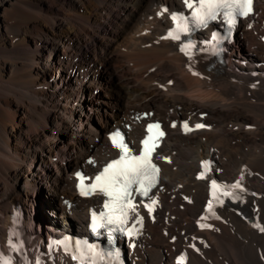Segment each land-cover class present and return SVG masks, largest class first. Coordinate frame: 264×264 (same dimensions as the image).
<instances>
[{"label":"bare ground","instance_id":"1","mask_svg":"<svg viewBox=\"0 0 264 264\" xmlns=\"http://www.w3.org/2000/svg\"><path fill=\"white\" fill-rule=\"evenodd\" d=\"M49 1L0 0V258L79 264L72 253L77 243L92 246L91 217L104 199L81 188L118 157L119 133L138 151L148 141L162 170L153 194L134 200L138 233L119 241L127 264H264V0L239 23L241 37L223 45L225 64L215 55L221 22L181 31L199 0L192 8L185 0ZM185 44L194 47L182 51ZM96 64L117 77L119 99L101 101L114 95L96 92L106 91L91 79ZM169 196L194 207L183 220L165 212L173 227L160 235ZM22 212L42 251L15 225L8 236ZM33 212L58 220L45 217V232ZM77 230L72 245L52 241ZM103 244L85 252L96 264H109Z\"/></svg>","mask_w":264,"mask_h":264},{"label":"snow or ice","instance_id":"2","mask_svg":"<svg viewBox=\"0 0 264 264\" xmlns=\"http://www.w3.org/2000/svg\"><path fill=\"white\" fill-rule=\"evenodd\" d=\"M186 6L192 8V3L189 0H185ZM253 0H199V7L192 13V22L200 27L206 26L208 20H214L217 18V11L220 9H239L241 14L247 15L252 11ZM229 18V23L233 22L232 12L226 13ZM173 20L183 19V17H178L177 15L172 16ZM181 31L188 32L189 29L185 25ZM169 36L173 39H179V35H173L172 32H169ZM194 47L191 44H185L184 48L181 50L184 51L188 48ZM151 127L158 128V125ZM197 127H204V125H197ZM184 128L186 131H189L188 125L185 124ZM160 136H163L164 133L160 132ZM113 144L123 150L124 155L120 157L119 160L114 161L109 164L104 171L95 177V182L91 184L88 190L81 188L82 195H89L91 192L99 188V191L109 197L108 203L105 204L106 208H114L119 206L122 215L113 217L112 215H106L101 213L100 217H93V231H96L98 225L96 223L97 219H103L106 221L107 225L122 224L126 222L127 213L123 211L125 206L131 207V189L132 185L138 184L140 187L137 191H141L143 195L148 194L147 188L144 187V182L148 181L149 185L155 180V174L158 172V169L151 162V152L152 149L148 146V141H145V148L143 154L140 156H131L129 154L128 148L123 144L122 139L119 136V133H116L112 137ZM79 175V174H78ZM200 178H203V173H201ZM83 179V178H81ZM212 187L217 189L218 186L213 181ZM234 188H240V184L237 183L233 185ZM224 195H231L229 192H225ZM155 203V202H153ZM209 211H211L212 205L209 203ZM151 211V208L149 209ZM214 215V213H213ZM105 226V225H99ZM201 227H208L207 225H201ZM259 227V225H257ZM117 229H113L115 231ZM123 231V229H119ZM261 231H264V228H260ZM131 235V232L129 233ZM15 235V233H14ZM10 247L16 248L15 244H12L10 241ZM22 247V245H21ZM64 248L67 251L68 245L64 244ZM84 250L82 251V245L77 243L76 248L72 253V259L78 260L79 264H85V261H90L91 264H96V258L94 256H87L85 252H90L92 246H83ZM118 255V253H117ZM101 264L103 257L100 258ZM0 264H9V261L5 258H0ZM20 264H28L27 260H23ZM39 264V261L36 262Z\"/></svg>","mask_w":264,"mask_h":264},{"label":"rangeland","instance_id":"3","mask_svg":"<svg viewBox=\"0 0 264 264\" xmlns=\"http://www.w3.org/2000/svg\"><path fill=\"white\" fill-rule=\"evenodd\" d=\"M49 1V0H48ZM58 3V1H56V0H52V1H49V3H51L50 5H52V4H54V5H56L57 3ZM52 18V17H51ZM241 36L238 34V33H236V39H238V38H240ZM59 54H57V55H55V59L56 60H58L59 59ZM91 72H93V71H95L97 74H98V76H96V77H91V79L92 80H94V81H96V82H98V84H99V82H101V85L104 87V89H106V91H104V90H102V91H100V90H98V91H96V92H101V94L103 93H108V94H113L114 95V97H111V99L110 98H108V97H105V95H102L103 96V98H101V101L102 102H104V101H110V100H113V98L114 99H119L120 97L117 95L118 94V92L119 91H121V89H120V87L118 86V84H117V77L114 75V74H112L109 70H107V68L105 67V66H103V65H100V64H96L95 66H91ZM224 69H231V64L228 62V66L226 65V66H224ZM99 72V73H98ZM100 76V77H99ZM112 81V82H111ZM113 83V84H112ZM118 86V87H117ZM114 90V91H113ZM116 90V91H115ZM89 106V105H88ZM101 106H104L105 108H106V105L105 104H102ZM148 109V108H147ZM121 111V110H120ZM120 111H118V113L120 112ZM166 111V109H164L163 110V112L162 113H164ZM202 112H204V113H208L207 111H202ZM155 119H159V118H154V120ZM159 120H161V119H159ZM162 121V120H161ZM207 123H208V121H206ZM163 123H165L164 121H163ZM165 125V124H164ZM114 129H112L111 131H113ZM110 131V132H111ZM67 136L68 135H66L65 133H63V136H61V140L62 139H65V138H67ZM124 138V137H123ZM124 140H126L127 141V143L129 142L128 141V139L127 138H124ZM169 162L170 163V159H167L166 160V162ZM79 168H82V170H83V172H85V173H87L86 172V167L85 166H79L78 167V169ZM161 168V167H160ZM175 172H178V167H176L175 168ZM161 173H162V170H161ZM218 176V175H217ZM216 176V177H217ZM218 179H221V180H223V181H227V182H235L234 180H231V179H226V178H220L219 176L217 177ZM238 182V181H237ZM36 196H38V198H42V194H37ZM41 196V197H40ZM173 197V198H172ZM169 198V199H168ZM172 198V199H171ZM178 197H174V196H169V197H167V199H166V201H165V204H164V207H163V211L160 213L161 214V220L159 221V225H156L155 226V231L157 232V234H160V235H162V233L163 234H166V232H165V230L166 229H172V223H170V225L168 224L169 222L168 221H166L165 219L163 220V218L166 216V213H169V216H171L172 218H176L177 217V219H180V220H183L182 218V216H183V214L186 212V211H189L190 210V208H193L194 207V203L192 202V200H189L188 198L187 199H185V198H178ZM59 199V196H57L56 197V200H58ZM180 200V201H179ZM186 200V201H185ZM189 201V202H188ZM59 202H60V199H59ZM187 203V204H186ZM189 203H191V207H190V204ZM174 205V206H173ZM169 206V207H168ZM187 206V207H186ZM177 207V208H176ZM181 209H180V208ZM184 208V209H183ZM176 209H177V211H176ZM180 210V212H178L179 210ZM183 211V212H182ZM96 212H98V211H95V213ZM166 212V213H165ZM173 212V213H172ZM175 213V214H174ZM176 213L178 214L177 216H176ZM180 213H182V214H180ZM22 215L21 216H17L12 222H11V224H10V228H9V231H8V236H9V233H10V231H11V229L12 228H14V225L20 230V231H22V232H24L25 233V236H26V239L28 240V241H31V244L32 243H35V245L37 246V248H38V250L40 251H42V246L39 244V242H38V237L36 236V234L35 233H33V236H30L29 235V233H28V231H27V229H26V227H25V217H24V213L22 212L21 213ZM33 218H34V220L36 221V225H37V228H39V226L41 227V229H44V231L46 232V224H44V219H45V217L46 218H50V219H55V220H58V218H57V213H51V212H47V213H45L44 214V217L43 216H40L38 213H36V212H33ZM172 214V215H171ZM36 215V216H35ZM169 221L170 220H172V219H170V217H169V219H168ZM175 219H173L172 221H174ZM44 221V222H43ZM40 222V223H39ZM43 222V223H42ZM161 222V223H160ZM168 222V223H167ZM163 223V224H162ZM39 224V225H38ZM162 224V225H161ZM166 224V225H165ZM162 226V227H161ZM165 229H164V228ZM165 232H163V231ZM76 231V230H75ZM79 230H77V232H70V234L68 233V234H65V235H63L62 237H60V238H54V239H52V241L54 242V243H65V242H68L70 245H72V242H76V236H77V233H79L78 232ZM176 232H178L177 230H176ZM80 234V233H79ZM81 235H83V234H81ZM160 235H158V237L157 238H154V239H156V240H162L163 242H164V240L163 239H161L160 238ZM74 237V238H73ZM8 238V237H7ZM62 241V242H61ZM182 244H184V243H182ZM181 244V245H182ZM3 247H5V244L3 245ZM261 249V248H260ZM264 250V248L263 249H261V251L262 252H264L263 251ZM44 251V250H43ZM258 251V250H257ZM258 254V253H257ZM259 255V254H258ZM125 259H127L126 258V256H125ZM126 261V260H125ZM127 264V263H126Z\"/></svg>","mask_w":264,"mask_h":264},{"label":"water","instance_id":"4","mask_svg":"<svg viewBox=\"0 0 264 264\" xmlns=\"http://www.w3.org/2000/svg\"><path fill=\"white\" fill-rule=\"evenodd\" d=\"M119 257H120V264H126L125 261V255H124V250L120 248L119 250Z\"/></svg>","mask_w":264,"mask_h":264}]
</instances>
